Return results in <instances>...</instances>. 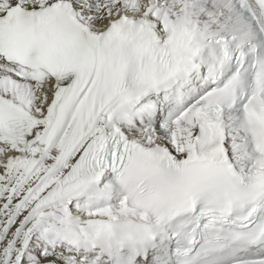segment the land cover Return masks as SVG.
Instances as JSON below:
<instances>
[{
  "label": "snow or ice",
  "instance_id": "6c2138e0",
  "mask_svg": "<svg viewBox=\"0 0 264 264\" xmlns=\"http://www.w3.org/2000/svg\"><path fill=\"white\" fill-rule=\"evenodd\" d=\"M0 264H264V0H0Z\"/></svg>",
  "mask_w": 264,
  "mask_h": 264
}]
</instances>
